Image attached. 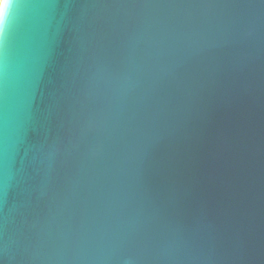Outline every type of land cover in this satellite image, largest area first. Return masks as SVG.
<instances>
[{
    "label": "water",
    "instance_id": "95a60500",
    "mask_svg": "<svg viewBox=\"0 0 264 264\" xmlns=\"http://www.w3.org/2000/svg\"><path fill=\"white\" fill-rule=\"evenodd\" d=\"M0 15V264H264V0Z\"/></svg>",
    "mask_w": 264,
    "mask_h": 264
},
{
    "label": "snow or ice",
    "instance_id": "6c2138e0",
    "mask_svg": "<svg viewBox=\"0 0 264 264\" xmlns=\"http://www.w3.org/2000/svg\"><path fill=\"white\" fill-rule=\"evenodd\" d=\"M3 20V16L2 15H0V21H2Z\"/></svg>",
    "mask_w": 264,
    "mask_h": 264
},
{
    "label": "bare ground",
    "instance_id": "6f19581e",
    "mask_svg": "<svg viewBox=\"0 0 264 264\" xmlns=\"http://www.w3.org/2000/svg\"><path fill=\"white\" fill-rule=\"evenodd\" d=\"M1 1V0H0Z\"/></svg>",
    "mask_w": 264,
    "mask_h": 264
}]
</instances>
